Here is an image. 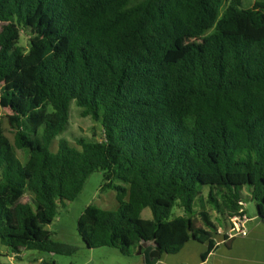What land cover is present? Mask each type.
I'll list each match as a JSON object with an SVG mask.
<instances>
[{"label":"trees","instance_id":"16d2710c","mask_svg":"<svg viewBox=\"0 0 264 264\" xmlns=\"http://www.w3.org/2000/svg\"><path fill=\"white\" fill-rule=\"evenodd\" d=\"M223 3L0 0V246L70 255L48 227L96 171L118 208H85L88 248L157 264L194 240L207 243L205 261L217 230L196 209L205 191L230 221L248 189L264 223V0H231L221 14ZM22 31L35 40L27 50ZM73 102L102 134L54 152ZM142 241L155 245L138 255Z\"/></svg>","mask_w":264,"mask_h":264},{"label":"rangeland","instance_id":"374dc122","mask_svg":"<svg viewBox=\"0 0 264 264\" xmlns=\"http://www.w3.org/2000/svg\"><path fill=\"white\" fill-rule=\"evenodd\" d=\"M231 0H224L221 14L225 11ZM255 0H242L243 8L252 7ZM214 29L207 31L200 38L185 39L180 42V47H187L192 43L202 42L204 38L210 36ZM35 42L26 31L21 32L20 45L26 50ZM11 113L8 110L2 111V121L6 136L12 144H14L15 132L9 123ZM94 133L99 136L102 134L101 126L94 122L91 118H82L80 110L75 103L70 108V123L67 130L61 134L52 144V151L56 152L60 139H65L72 146H77V139L92 138ZM17 156L23 163L27 161V156L16 147L14 148ZM104 184L103 173L101 171L94 172L84 183L83 189L78 197L73 201H66L59 208V213L54 222L48 227L52 233V239L55 242L69 245L73 248L70 255H60L55 253L41 252L36 250H21L16 254L0 246V264H131L132 260L121 254L117 249L110 247L88 248L77 230L79 217L89 205H95L103 210L114 211L118 208L117 195L114 190L102 191ZM245 210L249 218H258L256 203L248 196V189L242 191ZM27 201V198L24 201ZM197 212H207L212 221L217 226L215 235L223 238L230 227V221L221 219L216 208L212 207L207 198L205 191L204 198L197 204ZM174 214H180L178 208H174ZM141 217L143 219H152V213L149 208L143 210ZM254 220V219H253ZM254 222L252 224H257Z\"/></svg>","mask_w":264,"mask_h":264},{"label":"crops","instance_id":"0c3cea01","mask_svg":"<svg viewBox=\"0 0 264 264\" xmlns=\"http://www.w3.org/2000/svg\"><path fill=\"white\" fill-rule=\"evenodd\" d=\"M248 231L246 237L233 239L225 238V233L223 238L214 235L215 248L205 261L202 254L208 249L207 243L191 240L178 254H164L157 264H264V223L252 218ZM130 258L131 264H145L143 257Z\"/></svg>","mask_w":264,"mask_h":264},{"label":"built area","instance_id":"2783aa9c","mask_svg":"<svg viewBox=\"0 0 264 264\" xmlns=\"http://www.w3.org/2000/svg\"><path fill=\"white\" fill-rule=\"evenodd\" d=\"M241 208L239 214L235 215L230 220V227L225 233L228 239H233L236 237H246L248 235V225L251 219L246 213L245 204L243 201L239 202Z\"/></svg>","mask_w":264,"mask_h":264},{"label":"water","instance_id":"95a60500","mask_svg":"<svg viewBox=\"0 0 264 264\" xmlns=\"http://www.w3.org/2000/svg\"><path fill=\"white\" fill-rule=\"evenodd\" d=\"M154 242H146V241H142L141 243V247L139 248V251H138V255H140L142 253V249L143 248H147L149 246H154Z\"/></svg>","mask_w":264,"mask_h":264}]
</instances>
